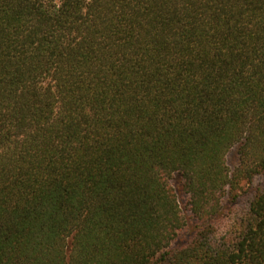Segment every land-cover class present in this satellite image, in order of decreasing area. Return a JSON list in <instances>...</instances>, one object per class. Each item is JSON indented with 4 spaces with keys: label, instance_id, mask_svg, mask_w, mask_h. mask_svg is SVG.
I'll use <instances>...</instances> for the list:
<instances>
[{
    "label": "trees",
    "instance_id": "16d2710c",
    "mask_svg": "<svg viewBox=\"0 0 264 264\" xmlns=\"http://www.w3.org/2000/svg\"><path fill=\"white\" fill-rule=\"evenodd\" d=\"M257 176L264 0H0V264H264Z\"/></svg>",
    "mask_w": 264,
    "mask_h": 264
},
{
    "label": "rangeland",
    "instance_id": "374dc122",
    "mask_svg": "<svg viewBox=\"0 0 264 264\" xmlns=\"http://www.w3.org/2000/svg\"><path fill=\"white\" fill-rule=\"evenodd\" d=\"M237 153H236V150L233 149L229 154H228V163L229 165L231 166V168H234V166L236 165L237 163ZM176 179H173L172 180V183L173 184H176ZM264 182V176H257L253 183L247 187V192L245 193V195L241 198V200H239V203L236 207V210L240 211L243 209V207H245L246 205V201L252 196V194L255 192V190L257 189V187L262 184ZM179 199H180V202H181V205L182 207L184 208V210L187 209L188 207V196L183 193V192H179ZM187 212V210H186ZM183 239V237H182Z\"/></svg>",
    "mask_w": 264,
    "mask_h": 264
}]
</instances>
